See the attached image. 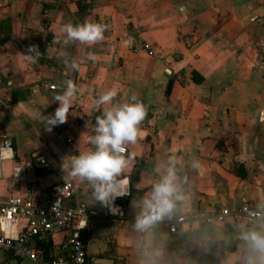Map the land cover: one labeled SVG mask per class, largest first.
<instances>
[{"label": "crops", "instance_id": "1", "mask_svg": "<svg viewBox=\"0 0 264 264\" xmlns=\"http://www.w3.org/2000/svg\"><path fill=\"white\" fill-rule=\"evenodd\" d=\"M85 19L105 26L103 39L65 43L62 25ZM137 31L161 55L135 52ZM182 33L192 41L180 40ZM73 60L77 68L69 67ZM69 79L68 117L49 129L55 96ZM113 88V102L135 95L146 114L137 140L124 144L127 194L112 200L126 205L122 218L94 198L89 182L68 175L79 185L76 201L99 211L86 236V264H103L97 257L109 258L106 264H244L240 234L264 232V220L209 224L199 215L244 201L264 212V0H0V204L28 191L50 199L65 174L62 158L94 147L88 137L104 107L94 101ZM169 157L185 199L137 229L141 201ZM63 237L55 229L52 243ZM0 264L35 263L0 251Z\"/></svg>", "mask_w": 264, "mask_h": 264}, {"label": "clouds", "instance_id": "2", "mask_svg": "<svg viewBox=\"0 0 264 264\" xmlns=\"http://www.w3.org/2000/svg\"><path fill=\"white\" fill-rule=\"evenodd\" d=\"M104 28L105 26L100 23L85 19L83 23L75 25L70 22L63 24L61 32L66 34L65 43L68 41L92 43L103 39ZM33 51V48L29 49V52ZM60 55L64 53L61 52ZM89 58L94 59L91 51ZM69 67L77 68L78 65L73 60ZM74 93L75 85L69 79L66 81L64 90L55 96L58 106L52 114L48 115L49 129L66 121ZM116 95V89H109L99 94L94 101L96 106H104L101 114L95 118L94 134L88 137L89 143L94 147L87 151H78L77 154L67 155L62 158L61 162V169L65 174L89 182L94 198L108 205L113 213L118 212L119 209L110 202L116 196L127 194L128 179L127 177L120 178L128 162V157L122 154L123 145L126 142L134 143L137 140L138 125L146 114L144 104L135 95L129 96L127 100L113 102ZM168 159V166L141 201V210L136 216L134 225L137 229L148 228L165 215L170 214L176 207L177 201L185 199L179 187V179L173 164L174 158L169 157ZM191 166L195 169L201 168L198 160H193ZM240 239L246 242L248 248L244 264H264V232L250 228L240 234Z\"/></svg>", "mask_w": 264, "mask_h": 264}, {"label": "built area", "instance_id": "3", "mask_svg": "<svg viewBox=\"0 0 264 264\" xmlns=\"http://www.w3.org/2000/svg\"><path fill=\"white\" fill-rule=\"evenodd\" d=\"M137 38L132 43L135 52L145 51L150 55H161L152 45L137 31ZM179 39L191 42L188 34H180ZM167 72L177 79H182V71L174 72L170 67ZM51 88L58 85H49ZM138 99V98H137ZM140 100L143 104L144 101ZM68 141H71L68 138ZM5 145H10L8 139ZM123 154L128 151L123 145ZM40 164L47 165L45 157H39ZM79 192L77 185L68 175L51 186V197L47 200H38L31 193L26 197L12 194L7 201L0 204V251L10 253L19 258H28L35 264H86V236L92 219L99 214L98 209L89 207L76 201ZM111 205L118 206L119 211L114 213L122 218L126 213V205L118 201H112ZM109 213L110 211L108 206ZM199 218L204 223L233 222L236 225H249L255 221L264 220V212L254 203L244 201L236 208L227 205L213 207L200 213ZM23 227L15 231L12 225L21 220ZM185 216H179L177 221L170 225L171 232H176L178 223L184 221ZM59 229L64 232V237L59 244H53V232Z\"/></svg>", "mask_w": 264, "mask_h": 264}, {"label": "water", "instance_id": "4", "mask_svg": "<svg viewBox=\"0 0 264 264\" xmlns=\"http://www.w3.org/2000/svg\"><path fill=\"white\" fill-rule=\"evenodd\" d=\"M109 258H105V257H97L95 258V262L97 263H103V264H106L109 262Z\"/></svg>", "mask_w": 264, "mask_h": 264}, {"label": "rangeland", "instance_id": "5", "mask_svg": "<svg viewBox=\"0 0 264 264\" xmlns=\"http://www.w3.org/2000/svg\"><path fill=\"white\" fill-rule=\"evenodd\" d=\"M47 15V14H46Z\"/></svg>", "mask_w": 264, "mask_h": 264}]
</instances>
